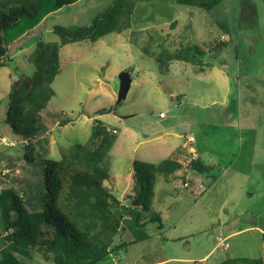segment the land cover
<instances>
[{
  "label": "rangeland",
  "instance_id": "rangeland-1",
  "mask_svg": "<svg viewBox=\"0 0 264 264\" xmlns=\"http://www.w3.org/2000/svg\"><path fill=\"white\" fill-rule=\"evenodd\" d=\"M48 1L49 14L24 18L7 30L13 37L10 58L0 67V189L19 191L30 209L39 201L41 160L37 155L33 163L24 161L21 138L4 125L8 95L32 77L36 43L57 41L54 26L90 25L110 0H73L57 9L55 0ZM131 25L94 43L60 48L54 95L40 113L44 131L33 145L47 142V157L59 160L62 148L86 142L93 121H102L116 136L107 156L110 179L103 184L119 200L133 193L134 162L181 160L188 136L198 159L214 170L199 174L182 164L176 177L155 175L151 189L136 183L137 197L149 210L140 206L122 222L114 245L129 243L124 250L94 264L264 261V0H222L211 10L144 0L135 5ZM219 41L226 42L220 51L214 48ZM187 43L204 49V71L183 62H168L164 69L156 62L162 48L171 53ZM123 71L130 72L128 92L111 113L99 115L116 103L112 83ZM154 215L161 229L150 221ZM218 238L227 249L217 246ZM25 264L55 263L35 253Z\"/></svg>",
  "mask_w": 264,
  "mask_h": 264
},
{
  "label": "trees",
  "instance_id": "trees-1",
  "mask_svg": "<svg viewBox=\"0 0 264 264\" xmlns=\"http://www.w3.org/2000/svg\"><path fill=\"white\" fill-rule=\"evenodd\" d=\"M140 1L144 0H110L95 14L90 25L54 26L52 33L57 41L36 43L32 77L23 79L9 93L4 125L21 138L25 148L24 161L33 163L39 155L41 171L37 184L39 201L31 206L32 209L28 208L30 204L19 191L12 187L0 189V264H25L35 253L50 255L55 264H94L105 260L129 244L114 245L115 237L123 230L122 222L128 217L133 219L140 206L149 210L148 205L140 203V197H137L136 183L141 181L151 189L155 175L168 179L181 169V163L173 158L158 164L134 162V195H125L124 200H129L126 206L103 184L110 179L107 156L116 136L115 131L110 132L102 121H93L86 142L62 148L59 160L47 157V142H41V147L39 143L36 147L33 145L44 131L40 113L54 95L51 84L60 73V48L81 41L94 43L106 35L130 29L134 7ZM221 1L175 0L178 5L200 10H211ZM46 2L0 0V67L10 58L8 46L13 37H7V30L24 18L35 21L49 14L53 9L51 2ZM54 2L53 8L57 9L73 0ZM44 3L50 7L49 11ZM217 25L225 34L229 33L226 25L218 22ZM225 47L226 42L219 41L214 48L220 51ZM204 56L202 47L187 43L171 53L162 48L156 55V62L164 69L168 62H183L201 72L205 70ZM67 123L68 120L63 121L62 125ZM189 167L199 174L214 170V166L204 165L199 159L192 161ZM133 200L136 206L131 203ZM134 220L137 224L141 221L140 218ZM150 221L158 222V229H161L158 216L154 215ZM227 264H264V261L243 258Z\"/></svg>",
  "mask_w": 264,
  "mask_h": 264
},
{
  "label": "water",
  "instance_id": "water-1",
  "mask_svg": "<svg viewBox=\"0 0 264 264\" xmlns=\"http://www.w3.org/2000/svg\"><path fill=\"white\" fill-rule=\"evenodd\" d=\"M131 78H130V72L129 71H123L119 76L118 83H112L113 92L117 96V101L114 105L110 106L106 109L99 110V115H104L111 113L114 107L118 106L120 103H122L126 93L128 92L130 88ZM127 118V117H125ZM136 204V202H134Z\"/></svg>",
  "mask_w": 264,
  "mask_h": 264
},
{
  "label": "built area",
  "instance_id": "built-area-1",
  "mask_svg": "<svg viewBox=\"0 0 264 264\" xmlns=\"http://www.w3.org/2000/svg\"><path fill=\"white\" fill-rule=\"evenodd\" d=\"M173 98H176L175 96H173ZM174 104L177 105L178 104V101H174ZM166 114L164 112H160L158 114V117L159 118H165ZM194 142V138L193 137H188L186 139V142L184 144V148H187L186 149V152H187V156H186V161L183 163V164H186V165H190V163L192 161H195L198 159V155L195 151V149L193 148L192 144ZM217 246L222 249V250H225L228 248L229 244L226 242L225 239L223 238H218L217 239Z\"/></svg>",
  "mask_w": 264,
  "mask_h": 264
},
{
  "label": "crops",
  "instance_id": "crops-1",
  "mask_svg": "<svg viewBox=\"0 0 264 264\" xmlns=\"http://www.w3.org/2000/svg\"><path fill=\"white\" fill-rule=\"evenodd\" d=\"M188 137H191V136H188ZM184 144L185 143H183L180 147H182V148H184ZM197 153H198V151H197ZM198 155H199V153H198ZM187 156V155H186ZM186 156L184 155V157H183V159L181 158V160L180 159H178V160H176L177 162H179V163H181V165L185 162V158H186ZM199 160L200 161H202L201 160V158H200V156H199ZM204 164V163H203ZM204 165H206V164H204ZM182 169H184L183 167H181V169L180 170H178L177 172H176V174L173 176V177H176L177 175H179L181 172H182ZM133 173V169H131L130 170V173H129V176L131 175ZM117 198V197H116ZM118 199V198H117ZM119 200V199H118ZM122 204H124V205H128L127 204V202L128 201H125L124 199H123V197H122V200H119ZM127 219V218H126ZM158 264V263H157Z\"/></svg>",
  "mask_w": 264,
  "mask_h": 264
}]
</instances>
